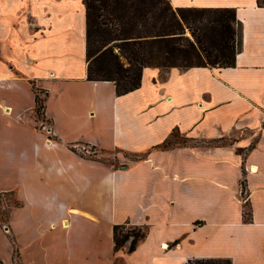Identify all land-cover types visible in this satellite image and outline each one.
I'll return each instance as SVG.
<instances>
[{"label":"crops","instance_id":"obj_1","mask_svg":"<svg viewBox=\"0 0 264 264\" xmlns=\"http://www.w3.org/2000/svg\"><path fill=\"white\" fill-rule=\"evenodd\" d=\"M170 2L175 8L235 9L241 24L235 66L145 68L141 86L118 96L112 82L87 80L84 0H0V121L7 120L16 134L30 128L46 140L34 128V82L48 93L44 119L56 142L44 145L61 153L44 158L41 169L50 177L64 175L74 186L82 175L92 191L90 197L80 191L60 202L61 225L72 219L78 241L59 245L57 259L43 197L31 199L25 188L14 191L21 205L12 208L8 228L22 264H185L217 258L264 264V7L257 0ZM173 131L191 144L156 148ZM19 142L15 152L23 153L26 143ZM76 145L115 154L127 166L83 158L70 150ZM35 152L40 147L30 144L28 163ZM32 180L49 182L44 174ZM79 197L91 204L68 203ZM18 214L26 215L24 231L13 224ZM116 224L145 232L135 251L128 252L130 242L114 251Z\"/></svg>","mask_w":264,"mask_h":264},{"label":"trees","instance_id":"obj_2","mask_svg":"<svg viewBox=\"0 0 264 264\" xmlns=\"http://www.w3.org/2000/svg\"><path fill=\"white\" fill-rule=\"evenodd\" d=\"M257 4L264 7L261 0ZM84 5L87 80L112 82L118 96L141 86L145 68H231L241 49V24L232 8H175L170 0H84ZM30 83L35 93V117L40 120L45 118L48 93ZM39 92H45V97L41 98ZM173 136L180 134L173 131L156 148L164 150L179 145L170 144ZM241 185L244 193V180ZM244 218L246 222L251 220L249 205ZM144 237L145 232L138 227L128 230L126 224H116L114 251L130 242L131 253ZM11 240L14 244V237ZM185 264H231V261L189 259Z\"/></svg>","mask_w":264,"mask_h":264},{"label":"rangeland","instance_id":"obj_3","mask_svg":"<svg viewBox=\"0 0 264 264\" xmlns=\"http://www.w3.org/2000/svg\"><path fill=\"white\" fill-rule=\"evenodd\" d=\"M264 4V0H261ZM39 96L44 98V94L39 92ZM67 120V119H66ZM35 130L41 132L45 135L46 140H40L35 137V135L30 132V128L25 129L19 133H15L13 129V125L11 126L10 123H7V120L0 121V260L2 264H22L19 259V251L17 250L16 244L11 240V232L8 228V222L10 218V212L13 207H19L21 204L19 200H17L14 191H18L21 188H25L30 193L31 199L33 198L34 194L43 197V201L45 203V217L49 222H53L51 225L49 224V235H51V241L55 243L54 246V254L56 256L55 259L58 258L57 247L59 245L68 246L70 243L71 246L77 244V234L74 233L72 230L73 220L69 218L70 224L69 225H61L60 219L57 216V210L59 207L60 202L63 199H66L67 196L73 195L76 196V193L84 192L87 193V197H90V189H85V184L82 179V175L80 179L82 182L77 181L76 186L72 183H69L66 177L63 176H56L48 175L46 170L41 169L43 165V159L46 157L58 158L60 156V150L57 151H48L44 142H53L54 145L56 144L55 140L52 136V126L49 121L42 118L37 120L35 117ZM68 124V123H67ZM45 125L49 131H45L41 126ZM70 125V124H68ZM11 126V127H10ZM70 129H73L69 126ZM30 129V130H29ZM15 138L18 139L15 141ZM26 143L25 150L23 153H16L15 148H21V144ZM30 144L33 146L40 147V154L35 152L29 154L31 156V161L28 163L25 160L26 154L30 147ZM170 144H191L187 139L182 136H173L170 138ZM47 145V144H46ZM29 146V147H27ZM70 150L78 154L79 156L91 159V160H98V161H105L106 158H109L111 164L117 169H122L127 166L125 162L122 163L117 157L114 158V155H103L99 151H96L93 147L88 146H70ZM244 154V153H243ZM37 156H39L37 158ZM125 157L136 160L137 157L124 155ZM124 161V160H123ZM33 166V168H32ZM39 168V169H36ZM45 168V167H42ZM70 172V171H69ZM82 172V171H80ZM73 175L77 174L76 171H72ZM89 173V171H88ZM87 173V174H88ZM44 174L49 178V182L45 184L41 180H32L35 177H41ZM87 185H89L88 179L86 180ZM90 186V185H89ZM13 190V191H11ZM81 194H79L80 196ZM58 198V200L56 199ZM73 198L72 200L68 201L75 202L78 204L80 202V206H84V204H91L89 198L79 197L78 199ZM85 200V201H80ZM245 212H248V205L245 204ZM42 214V212H41ZM25 214L21 215L18 214L13 219V224L16 225L21 231L25 230ZM81 224H83V232L88 236V223L84 218H81ZM134 228L133 226H127V229L130 230ZM68 232V233H67ZM70 232V233H69ZM68 234V235H67ZM63 237H66V241H64ZM85 238V237H84ZM15 239V238H14ZM67 242V243H66ZM24 248V246L22 247ZM21 249V248H20ZM61 252V251H60ZM62 253V252H61ZM67 254V251L64 252ZM13 258V260H12ZM53 263V261H51ZM31 264V263H30ZM55 264V263H53ZM56 264H69L67 262H59Z\"/></svg>","mask_w":264,"mask_h":264},{"label":"built area","instance_id":"obj_4","mask_svg":"<svg viewBox=\"0 0 264 264\" xmlns=\"http://www.w3.org/2000/svg\"><path fill=\"white\" fill-rule=\"evenodd\" d=\"M41 127L44 129L46 126L45 125H42ZM47 128H45V131H49Z\"/></svg>","mask_w":264,"mask_h":264},{"label":"bare ground","instance_id":"obj_5","mask_svg":"<svg viewBox=\"0 0 264 264\" xmlns=\"http://www.w3.org/2000/svg\"><path fill=\"white\" fill-rule=\"evenodd\" d=\"M64 225L66 224V222L63 223Z\"/></svg>","mask_w":264,"mask_h":264}]
</instances>
